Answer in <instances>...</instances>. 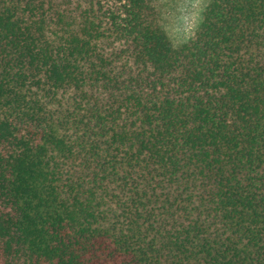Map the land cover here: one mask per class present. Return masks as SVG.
Listing matches in <instances>:
<instances>
[{"label":"trees","instance_id":"obj_1","mask_svg":"<svg viewBox=\"0 0 264 264\" xmlns=\"http://www.w3.org/2000/svg\"><path fill=\"white\" fill-rule=\"evenodd\" d=\"M0 264H264V0H0Z\"/></svg>","mask_w":264,"mask_h":264},{"label":"rangeland","instance_id":"obj_2","mask_svg":"<svg viewBox=\"0 0 264 264\" xmlns=\"http://www.w3.org/2000/svg\"><path fill=\"white\" fill-rule=\"evenodd\" d=\"M163 22L174 44L195 35L201 13L209 0H158Z\"/></svg>","mask_w":264,"mask_h":264}]
</instances>
